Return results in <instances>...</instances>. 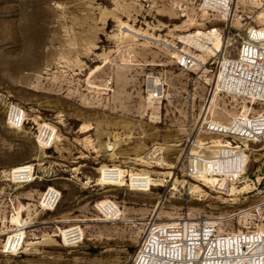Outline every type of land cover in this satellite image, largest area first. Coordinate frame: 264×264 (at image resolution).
Masks as SVG:
<instances>
[{"label":"rangeland","instance_id":"rangeland-1","mask_svg":"<svg viewBox=\"0 0 264 264\" xmlns=\"http://www.w3.org/2000/svg\"><path fill=\"white\" fill-rule=\"evenodd\" d=\"M224 17L205 0H0V264H132L148 221L215 219L264 198V145L204 129L264 111L221 91L217 75L237 52L228 30L264 37V0H234ZM213 31L219 52L185 39ZM181 49L197 58L191 71L176 65ZM13 107L26 112L21 130L7 123ZM22 165L32 181H9ZM103 168L118 184L99 183ZM49 187L62 193L54 211L40 207ZM108 200L116 222L96 209ZM78 226L82 243L65 246L62 231ZM19 231L21 251L5 253Z\"/></svg>","mask_w":264,"mask_h":264},{"label":"built area","instance_id":"built-area-1","mask_svg":"<svg viewBox=\"0 0 264 264\" xmlns=\"http://www.w3.org/2000/svg\"><path fill=\"white\" fill-rule=\"evenodd\" d=\"M234 0H205L208 6L219 13L230 12ZM227 39L236 40L237 52L219 63L217 75L220 76V89L251 102L252 107L264 105V37L259 28H250L246 34L228 30ZM177 67L182 71H191L197 65L193 54L178 51L174 56ZM159 92L153 98H158ZM253 109V108H252ZM26 112L21 107L9 110L7 123L11 128L21 130L25 126ZM210 134H221L233 142L264 145V111L259 114L240 112L227 125L210 122L204 128ZM51 130L44 145L51 146L55 137ZM226 149L235 150L231 143ZM224 148H222L223 150ZM34 167L22 165L8 172V180L18 184L32 181ZM100 184L110 185L114 172L107 168L99 173ZM264 179V175L262 177ZM118 182V181H116ZM131 186V180L129 181ZM139 185V184H138ZM132 187V186H131ZM137 189H143L137 186ZM62 200L61 191L49 187L40 199L44 211H54ZM96 209L106 221L116 222L120 216L119 207L112 201L99 202ZM230 223L233 225L231 226ZM237 224V228H236ZM25 232V227L22 228ZM80 239L70 240L65 246L74 247L82 243L83 230L78 226ZM19 231L10 245H3L5 253L21 251L24 237L17 244ZM25 234V233H24ZM64 242V239L61 238ZM62 242V243H63ZM264 198L235 214L215 219L179 220L177 222L157 224L150 220L142 232L139 249L132 264H264Z\"/></svg>","mask_w":264,"mask_h":264},{"label":"bare ground","instance_id":"bare-ground-1","mask_svg":"<svg viewBox=\"0 0 264 264\" xmlns=\"http://www.w3.org/2000/svg\"><path fill=\"white\" fill-rule=\"evenodd\" d=\"M224 14H225V17H226V13H224ZM225 17H224V20H225ZM215 36H216L215 35V32L213 31V32H209V33H206V34H200L198 36L189 35V36H186L185 39L186 40L189 39L195 46H197L201 50H208V49L210 50V48L208 46H205L204 45V44H206L204 41L206 40L209 43L211 42L212 44H216L218 41H220V38H214ZM213 49H214V47H213ZM215 49L219 52V49H220L219 43H217V48H215ZM179 51H184V50L181 49ZM220 82H221V78H220V76H218V84L219 85H220ZM214 124H220V123L214 122ZM220 125H222V124H220ZM222 126H224V125H222ZM50 134H51V127H49V125H47V124L43 125V128L41 130V134L39 136L40 141H44L45 139L47 140L48 137H50ZM204 162L207 163V162H211V161L208 160V159H206ZM220 164H222L221 161H218L217 160L215 162V165H220ZM206 167L209 168L210 166L206 165ZM106 169L107 168H103V170L101 172H105ZM112 170L114 172V175H113V177H110L109 179L112 180V181H115L112 184H118V183H116V181H119L120 180L121 174L119 173V171L117 169H112ZM236 175H239V174H236ZM193 177L196 178V180H198L199 182H203V184L204 183L213 182V181L216 180V179L214 180V178H209L206 175H200V173L198 175L193 176ZM132 181H133L132 182V186H134V188H138L137 186H140V180H139V178L134 177ZM222 182H223L224 186L227 185L226 180H223ZM78 234H79V231H78L77 228H72V229H68V230L65 229V231H62V235H63L62 237H63L64 243H65L64 245H66V243H68L70 240H72V241L76 240L75 238L78 236ZM16 235H17V233L14 234L13 236L8 237V239L5 242L4 246H6L8 242H11L10 243V245H11L13 243V241L15 240ZM23 237H24L23 233H20L19 234V237H18L17 244L19 243L20 239L23 238ZM23 244H24V242L22 243V245ZM262 250H264V247H262Z\"/></svg>","mask_w":264,"mask_h":264},{"label":"crops","instance_id":"crops-1","mask_svg":"<svg viewBox=\"0 0 264 264\" xmlns=\"http://www.w3.org/2000/svg\"><path fill=\"white\" fill-rule=\"evenodd\" d=\"M100 173V172H99Z\"/></svg>","mask_w":264,"mask_h":264}]
</instances>
